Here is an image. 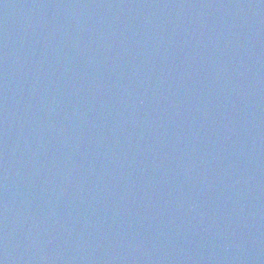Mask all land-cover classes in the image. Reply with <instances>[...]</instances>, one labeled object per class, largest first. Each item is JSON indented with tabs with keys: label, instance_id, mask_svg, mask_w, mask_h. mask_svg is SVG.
<instances>
[{
	"label": "water",
	"instance_id": "obj_1",
	"mask_svg": "<svg viewBox=\"0 0 264 264\" xmlns=\"http://www.w3.org/2000/svg\"><path fill=\"white\" fill-rule=\"evenodd\" d=\"M0 264H264V0H0Z\"/></svg>",
	"mask_w": 264,
	"mask_h": 264
}]
</instances>
